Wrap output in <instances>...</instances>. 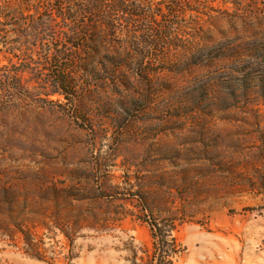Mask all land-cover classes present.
Returning a JSON list of instances; mask_svg holds the SVG:
<instances>
[{
  "label": "rangeland",
  "instance_id": "374dc122",
  "mask_svg": "<svg viewBox=\"0 0 264 264\" xmlns=\"http://www.w3.org/2000/svg\"><path fill=\"white\" fill-rule=\"evenodd\" d=\"M110 1L0 0L2 70L32 64L35 33L86 23L74 46L100 44L76 107L0 109V264H148L152 225L172 227V264H264V0H123L157 16L119 12L115 32L93 12Z\"/></svg>",
  "mask_w": 264,
  "mask_h": 264
},
{
  "label": "trees",
  "instance_id": "16d2710c",
  "mask_svg": "<svg viewBox=\"0 0 264 264\" xmlns=\"http://www.w3.org/2000/svg\"><path fill=\"white\" fill-rule=\"evenodd\" d=\"M123 0H111L108 4H99L96 7V10L93 11L96 16L101 20L100 23L105 24L111 32H115L118 29L119 21L116 19L117 13L129 14L130 17H135L136 13H143L145 19H148L149 22L152 18L157 16V12L153 10L150 12H142V10L137 7L132 6H123L119 2ZM177 2H175V6ZM2 8L0 7V10ZM83 13L84 9L81 10ZM48 12L55 14L57 18L62 20L63 28L67 21L77 23V14L79 13L77 9L71 7H51L48 8ZM1 17V13H0ZM52 15L50 16V20ZM125 33L129 37L128 42L131 44V26L135 24V21H124ZM83 31H77L75 26L71 30H67L61 37H57L56 43L59 44L47 46L41 37L32 35V39L28 38L27 40L21 41V46L25 47V50L21 52L20 56H28L32 64H28L25 69H11L5 67L6 70L0 69V109L10 108L17 100L25 99L30 102H33L39 106H59L63 108H72L76 107L77 103H80L83 97L86 94L83 93V89L87 85V81L94 79L96 73V67L89 63L87 59L81 56L82 52H86L89 55L90 52H99L100 49L98 46L100 44L91 46H84L86 40H81L80 44L74 46V41H79L80 37L87 36L89 34L88 27L86 23L82 24ZM3 27V23L0 21V28ZM37 30V27H35ZM153 30V29H152ZM150 37L153 39L158 34V38L155 39V43L165 39L163 32H157L153 30ZM4 39L3 31L0 29V46L4 45L2 40ZM167 47L175 46L171 41L166 42ZM154 46L153 41L149 43V46ZM6 46V45H5ZM40 52H37V51ZM15 51V49H11ZM36 54V58L34 55ZM16 56L15 53H12L11 59ZM116 57H120V54H115ZM222 55H219L213 50H209L202 55L203 60L198 63H202L205 59L212 60L215 58H220ZM11 62V60L9 61ZM192 65L197 64V62L191 63ZM111 67L106 69L110 72L112 79H115L116 69L119 67V63L115 59L110 61ZM2 68V67H1ZM34 73L36 78L32 81L33 91H29L27 86H30L31 83H23L21 80V74L25 71H30ZM105 78L96 80V83H104ZM27 85V86H26ZM50 97H55V99H50ZM172 227H158L157 225L151 226V238H152V251L149 255H146L148 258V264H172V259L178 255V249L175 245V239L172 237Z\"/></svg>",
  "mask_w": 264,
  "mask_h": 264
}]
</instances>
